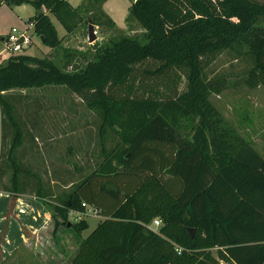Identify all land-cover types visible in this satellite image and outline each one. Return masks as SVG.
I'll list each match as a JSON object with an SVG mask.
<instances>
[{
  "label": "trees",
  "instance_id": "1",
  "mask_svg": "<svg viewBox=\"0 0 264 264\" xmlns=\"http://www.w3.org/2000/svg\"><path fill=\"white\" fill-rule=\"evenodd\" d=\"M37 8L33 20L44 44L65 53L45 7L67 32L86 17L114 26L102 10L105 0H6ZM100 5L91 14L85 6ZM84 8V9H83ZM130 17L147 42L121 36L100 45L78 72L53 58L10 57L0 65V110L13 128V151L22 130L7 92L14 88L66 85L93 88L89 107L102 127L115 129L125 149L121 166L111 163L84 178L56 207V227L70 222L83 202L98 207L104 220L83 239L72 264H263L264 157L212 104L225 78H209L202 58L247 45L255 57L246 84H264V0H137ZM70 56L69 54H67ZM189 69L181 91L179 68ZM111 84L110 89L105 87ZM12 195L26 193L13 172ZM61 218V221L58 220ZM155 218L158 230L148 228ZM82 233L85 220L70 222ZM190 229H194L191 235ZM216 249V251H215ZM215 251V252H214Z\"/></svg>",
  "mask_w": 264,
  "mask_h": 264
},
{
  "label": "rangeland",
  "instance_id": "2",
  "mask_svg": "<svg viewBox=\"0 0 264 264\" xmlns=\"http://www.w3.org/2000/svg\"><path fill=\"white\" fill-rule=\"evenodd\" d=\"M85 8L94 14L100 10V5L89 4ZM36 13L37 8L32 4L19 9L8 5L6 0H0V32L7 35L6 32L13 27L27 29L31 40L22 53H2L4 46L0 40V65L10 57L24 54L53 58L65 71L78 72L89 58L74 56L73 51L90 56L100 45L121 36L147 42L139 23L134 32L94 23L98 40L91 43L88 37L91 19L85 17L75 30L67 32L52 12L50 17L57 28L61 46L71 52L65 53L45 45L42 37L36 34L32 18ZM27 22L31 26L27 27ZM256 26L264 31V20ZM201 61L209 78H225L226 87L220 94L211 96L212 104L264 157V84L256 88L246 84L249 72L255 66L251 48L241 45L235 50L207 54ZM179 70L183 76L180 88L184 92L189 86V69L182 67ZM110 87L111 84H108L105 90ZM7 97L21 126L22 136L13 151L15 161H11L9 154L14 131L7 118L2 123L4 115L0 110V189L14 190L12 176L16 171L26 189V197L46 204L51 214L56 215V207L61 205L62 198L74 191L84 178L109 163L115 168L121 166L124 140L115 129L102 127V118L90 109L89 104L98 99V93L93 88L77 92L66 85L49 84L28 89L14 88L7 92ZM83 220L89 223L84 230V235H87L104 220V216L87 215L83 216ZM70 222L78 220L70 214ZM64 228L65 233L72 237L74 230L67 226L61 229Z\"/></svg>",
  "mask_w": 264,
  "mask_h": 264
},
{
  "label": "crops",
  "instance_id": "3",
  "mask_svg": "<svg viewBox=\"0 0 264 264\" xmlns=\"http://www.w3.org/2000/svg\"><path fill=\"white\" fill-rule=\"evenodd\" d=\"M68 1L78 7L84 0ZM136 1L105 0L101 8L114 22L112 28L129 32L137 29L138 22L130 17V7ZM29 4L8 5L20 9ZM43 11L49 16L52 13L45 7ZM4 34L0 32L1 41L6 37ZM14 196L6 189H0V264H72L81 242L95 228L84 235V231L79 234L69 224L56 227L46 204L26 197L25 193ZM63 226L73 229L74 236L69 237L66 229H61Z\"/></svg>",
  "mask_w": 264,
  "mask_h": 264
},
{
  "label": "built area",
  "instance_id": "4",
  "mask_svg": "<svg viewBox=\"0 0 264 264\" xmlns=\"http://www.w3.org/2000/svg\"><path fill=\"white\" fill-rule=\"evenodd\" d=\"M28 25L31 26L29 22H27V27ZM27 32V29L21 30L13 27L10 32L7 33L5 39L2 42L4 46L2 53H22L24 49L31 44V40L27 35ZM82 205L84 207V211L72 210L70 212L71 216H73L74 219L78 221L83 220V216H100L102 214L98 207L92 206L87 202H83ZM161 225L162 220L160 218H155L150 224H148V228L152 230H158Z\"/></svg>",
  "mask_w": 264,
  "mask_h": 264
},
{
  "label": "water",
  "instance_id": "5",
  "mask_svg": "<svg viewBox=\"0 0 264 264\" xmlns=\"http://www.w3.org/2000/svg\"><path fill=\"white\" fill-rule=\"evenodd\" d=\"M88 37H89V41L91 43H94L95 41L98 40V36L96 34V26L93 23L92 20L89 21V26H88ZM42 40H44V37H42ZM69 225L71 224L70 222L68 223ZM195 230L194 229H190V233L191 235H194Z\"/></svg>",
  "mask_w": 264,
  "mask_h": 264
}]
</instances>
